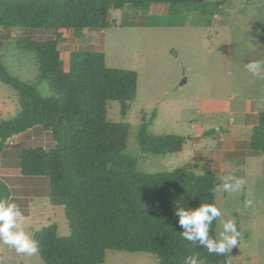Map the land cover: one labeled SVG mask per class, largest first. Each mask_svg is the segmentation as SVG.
Returning <instances> with one entry per match:
<instances>
[{
  "label": "trees",
  "instance_id": "obj_1",
  "mask_svg": "<svg viewBox=\"0 0 264 264\" xmlns=\"http://www.w3.org/2000/svg\"><path fill=\"white\" fill-rule=\"evenodd\" d=\"M169 7L166 26L179 22L180 11H199L206 0H0V28L45 30L55 39L20 41L19 48L34 51L40 79L54 94L44 99L30 85L14 79L0 61V82L19 96L20 113L0 123V167L2 154L15 137L36 128L48 133L51 149H24L18 153V168L24 177L48 181L52 206L64 207L69 236L60 238L50 225L33 239L44 264H104L109 251L146 253L158 264H184L185 257L198 255L207 264H232L230 254H209L182 237L175 210L216 204V175L192 170L139 174L137 160L125 154L130 124L108 120L111 103L121 105L126 118L135 101L138 75L107 68L100 52L78 51L65 68L58 40L72 31L117 27L108 20L111 10L137 8L147 12L152 5ZM219 5V3H217ZM181 22V21H180ZM148 24L156 26L154 17ZM161 24V23H160ZM156 113L142 120L139 142L144 154L167 156L183 151L186 138L147 135ZM251 138V148L264 153V112ZM211 134V133H210ZM0 197L11 191L0 178ZM217 221L210 235L216 234Z\"/></svg>",
  "mask_w": 264,
  "mask_h": 264
},
{
  "label": "rangeland",
  "instance_id": "obj_2",
  "mask_svg": "<svg viewBox=\"0 0 264 264\" xmlns=\"http://www.w3.org/2000/svg\"><path fill=\"white\" fill-rule=\"evenodd\" d=\"M150 17L156 26L148 24ZM169 19V7L163 4L152 5L147 12L111 10L108 20L117 27L72 31L68 38L58 40V49L65 68L73 52L92 51L104 54L107 68L138 75L135 101L126 118L121 116L119 103H111L107 111L110 122L130 124L125 154L137 160V173L186 169L203 175L211 170L216 188L221 177L243 179L239 191L216 194L222 219H233L241 233L238 246L228 252L229 262L264 264V153L251 148L258 114L264 112V79L244 70L248 60L264 59V0H206L199 11L181 10L178 24L164 25ZM54 39L50 31L0 28L2 65L12 78L33 86L44 99L54 94L40 79L37 55L19 48V43ZM20 111L18 93L0 82V123L13 120ZM153 113L157 117L147 135L184 137L182 152L167 156L143 153L139 142L142 120L148 122ZM53 147L52 137L36 128L8 143L3 166L18 168L20 150ZM44 183H37L42 192ZM19 184L13 185L14 196ZM13 201L27 207V199ZM44 213L35 227L26 221L32 237L35 230L50 225L58 227L60 238L69 236L64 207L48 206ZM0 247L4 264H44L38 252L17 254L7 245ZM104 264H158V259L146 253L109 251Z\"/></svg>",
  "mask_w": 264,
  "mask_h": 264
},
{
  "label": "clouds",
  "instance_id": "obj_3",
  "mask_svg": "<svg viewBox=\"0 0 264 264\" xmlns=\"http://www.w3.org/2000/svg\"><path fill=\"white\" fill-rule=\"evenodd\" d=\"M244 70L257 79H264V59H250L244 63ZM243 179L231 175L220 178L217 191L232 193L239 191ZM179 228L184 240L193 246H202L207 252L225 255L238 246L240 231L233 219H222L223 212L215 203H201L196 208L178 207L175 210ZM27 217L20 206L10 198L0 197V244L14 249L17 254L32 255L38 251L37 242L26 230ZM217 221L219 231L210 235L213 222ZM0 264H4L0 259ZM184 264H204L198 255L185 257Z\"/></svg>",
  "mask_w": 264,
  "mask_h": 264
},
{
  "label": "crops",
  "instance_id": "obj_4",
  "mask_svg": "<svg viewBox=\"0 0 264 264\" xmlns=\"http://www.w3.org/2000/svg\"><path fill=\"white\" fill-rule=\"evenodd\" d=\"M5 151V150H4ZM0 178L7 184L11 191V200H25L27 199V207L24 209L20 207L21 211L28 210L29 214L25 216L27 217V223L30 225H33L35 227L36 223L38 221H41L43 217H45L44 211L47 210L48 206H52L49 200V185L48 181L45 178L42 177H24L21 174V170L19 168H7L3 166V157L1 161V167H0ZM38 181L45 184V189H43V192L39 188V185L37 184ZM13 182V185L17 184L18 182L21 183L18 186V193L16 196H14V188L11 183ZM17 186V185H16ZM47 192V194H46ZM44 193V194H42ZM19 204V203H17ZM51 218L48 219L50 221ZM44 228V227H43ZM42 228V229H43ZM41 229V230H42ZM40 230H35L34 234ZM33 234V236H34ZM3 253L1 252L0 247V259H3Z\"/></svg>",
  "mask_w": 264,
  "mask_h": 264
},
{
  "label": "water",
  "instance_id": "obj_5",
  "mask_svg": "<svg viewBox=\"0 0 264 264\" xmlns=\"http://www.w3.org/2000/svg\"><path fill=\"white\" fill-rule=\"evenodd\" d=\"M185 82V81H184Z\"/></svg>",
  "mask_w": 264,
  "mask_h": 264
}]
</instances>
